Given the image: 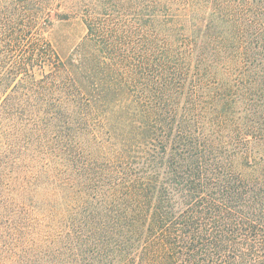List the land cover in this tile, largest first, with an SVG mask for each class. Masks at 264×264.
I'll list each match as a JSON object with an SVG mask.
<instances>
[{"label": "trees", "instance_id": "trees-1", "mask_svg": "<svg viewBox=\"0 0 264 264\" xmlns=\"http://www.w3.org/2000/svg\"><path fill=\"white\" fill-rule=\"evenodd\" d=\"M0 264H264V0H0Z\"/></svg>", "mask_w": 264, "mask_h": 264}, {"label": "rangeland", "instance_id": "rangeland-1", "mask_svg": "<svg viewBox=\"0 0 264 264\" xmlns=\"http://www.w3.org/2000/svg\"><path fill=\"white\" fill-rule=\"evenodd\" d=\"M70 31H73L74 33L77 32V33H81L83 31V28L78 25V26H75V27H70L68 28Z\"/></svg>", "mask_w": 264, "mask_h": 264}]
</instances>
